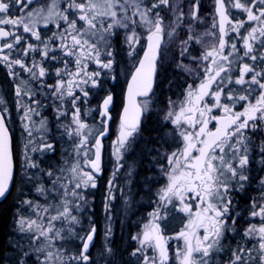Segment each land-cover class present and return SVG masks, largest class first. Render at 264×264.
I'll return each instance as SVG.
<instances>
[{"label":"snow or ice","instance_id":"1","mask_svg":"<svg viewBox=\"0 0 264 264\" xmlns=\"http://www.w3.org/2000/svg\"><path fill=\"white\" fill-rule=\"evenodd\" d=\"M34 2L0 0V40L12 38V42L0 45V62L6 65L10 76L19 75L14 66L29 74V79L20 80L15 88L18 98L28 96L31 99L29 105L19 104L18 99L19 107L24 110L22 127L27 134L22 167L29 180L34 179L29 175V169L46 175L51 180V187L45 188L41 184L35 191L41 195L55 193L57 202L42 206L32 200L21 201L32 214H19L16 219L18 231L29 234V250H25L19 241H10L7 245L18 253L16 264H27L33 255L34 264H90L88 251L96 228L93 225L80 236L72 227L80 223L73 212H79L88 203L85 190L97 186L96 175L102 171L101 137L106 134L107 127L102 122L104 130L91 143L92 129L81 120V108L77 105L82 97L89 96L91 89L100 87L101 71L112 69L111 42L113 38H120L121 30L130 48L134 49L142 38L147 46L128 84V102L114 142L117 167L113 179L119 171L121 150L138 131L141 115L148 108L147 99L140 103L136 97H149L153 92L157 58L161 56L165 36L178 53L180 62L176 67L190 74L195 71L199 80V83L194 80L188 84L179 102L170 98L167 101L163 119L173 126L179 146L159 154L162 158L157 160V166L165 183L154 193L157 208L149 213L150 219L142 230L132 237L139 246L131 255L138 257L141 264H170L167 241L176 239L183 242L174 253L176 264H210L213 255L225 250L223 241L227 233L236 231V218L231 214V194L245 189L249 181L246 173L253 137L264 134V0H214L211 29L203 32L196 28L202 22L200 0H63V3L49 0L46 5L32 7ZM13 8L20 13L18 16L9 15ZM233 10H238L244 18L234 19ZM41 25H54L56 31L44 39ZM5 26L11 28L6 30ZM18 29L39 44L28 42L20 50L19 58H11L12 50L25 39L18 34ZM145 32L146 36L142 37L141 33ZM231 34H235V38ZM209 38L211 41L206 42ZM237 38L241 47L237 46ZM57 43L62 58L50 56L54 49L49 45ZM196 46L201 50L192 56ZM34 52L41 56V61L33 58L29 65L24 57ZM129 55H132L131 51ZM49 58L60 59L64 64L63 68L55 70L54 84H46L43 80L47 75L43 61ZM184 59L196 64L199 70L184 64ZM90 63L100 70L89 72ZM69 64L73 65V70H69ZM234 73H238L235 78ZM33 82L48 89L53 100L59 102L55 109L58 120L71 111L70 122L59 125L70 138L78 139L74 145L75 159L65 168L43 170L30 155L54 151L53 143L47 140L46 119L41 118L38 124L33 119L34 115H40L36 108L41 107L34 99ZM112 99L110 94L103 98L98 109L101 117L110 119L108 112ZM225 100L228 102H223ZM65 101L70 104V109L65 107ZM240 102H243L241 110L237 111L235 108ZM0 103H3L2 99ZM214 110L220 115H213ZM7 111V108L0 111V197L5 196L13 180L12 140L4 115ZM210 124L214 127L210 128ZM34 132L41 134L39 138L34 137ZM259 152L264 163V140ZM260 183L264 185V179ZM112 187L113 180L110 179L108 200L113 199ZM169 205L187 216V223L175 237H165L159 223L164 218L160 215L161 209H167ZM105 207L107 210L108 205ZM251 209L249 215L258 217L259 223H250L244 229L245 243L231 250L226 264H264V188L258 200L253 199ZM53 210L55 214L51 215ZM56 222L65 227L57 228ZM65 232L80 240L77 252H69L63 247L67 242ZM109 234L110 229L106 236ZM253 241V247H247ZM106 251L111 253L112 250ZM9 259L0 254V264Z\"/></svg>","mask_w":264,"mask_h":264},{"label":"rangeland","instance_id":"2","mask_svg":"<svg viewBox=\"0 0 264 264\" xmlns=\"http://www.w3.org/2000/svg\"><path fill=\"white\" fill-rule=\"evenodd\" d=\"M49 2V0L41 1V5H46ZM203 2H208L210 5V10L212 11L208 17L202 18V22L196 25L198 32H203L205 30H210L212 23H213V17H214V0H202ZM37 6H40V4L37 3ZM162 15H165V13H161ZM244 16L239 13L238 10H236V18L235 19H243ZM18 34H21L24 36V40L26 42H31L34 44H39V42L35 41L34 38H31L29 34L23 33L22 29L16 30ZM244 32V31H243ZM242 32V34H243ZM142 37L146 36L145 33H141ZM235 38V34H231ZM41 36L44 39H47V37L51 36L48 34H45L44 32H41ZM23 41L17 46V50L15 52H12L11 58H19L22 55V52L20 51L22 48H24ZM117 41H119L117 43ZM168 38L165 36V42L163 44L162 50H161V58L158 64V75L159 79L157 81L158 86L160 87V81L161 78L164 77V72L167 70L170 73L172 72V68L174 70H179V68L176 67L177 63L179 61L178 53L174 50L175 45H169L168 44ZM211 38H209L210 42ZM146 40L141 39L139 44H136L134 49L130 48L124 40V32L121 30L120 32V38L117 40L115 38L112 39V51L114 56V63L111 70H102L101 71V84L100 87H98V90L96 88L91 89L89 96L87 98H81V101L78 103V107L81 108V120L87 123L91 129H92V137H90L91 143H94L95 136L99 134L100 131L103 130L102 122L104 124L105 118L99 115L97 116L95 113V106H97L96 97L99 98V103L103 101V98L109 94L114 95V91L112 87L114 85H117L121 80H124V82L127 81L132 69L135 67L142 49L145 45ZM236 43L238 47H241V42L239 39H236ZM118 46L121 49V56L117 55V49ZM49 47L51 49H54L53 52H50L51 55H55L56 57L60 58L58 56V52L61 53V50L58 47L57 44H50ZM200 47L196 46L193 48L191 55L196 56L200 52ZM132 52V55H129V52ZM242 54V53H241ZM35 59L37 61H41V56L38 53H29L27 57H24L25 62L29 65L31 64L32 59ZM60 59H57L55 61L51 60L50 58L46 61H43V66L47 69V75L43 78L44 83L46 84H54L56 82V76H55V70L57 68H60ZM184 64H188L191 68L199 70L197 68L196 64L191 63L188 59H184ZM247 62V61H246ZM92 63H90L91 65ZM192 65H194L192 67ZM5 68L7 69L6 65L4 64ZM90 69V68H89ZM171 69V70H170ZM69 70H73V65L69 64ZM98 70H100L98 68ZM14 71H16L19 75L16 77H11V79H4V87L2 88L0 86V99L3 100V103H0V105L4 108H7V116L9 117V122L11 129L14 130L16 135V140L18 144V151H19V162H20V173L24 179L27 180V184H31V193L30 197L23 198L22 200H32L34 203L40 204L42 206L45 205H54L56 204L57 200L55 199V193H46L45 195H41L35 191V188L38 185H43L45 188L51 187V180L42 173L38 172L36 169H29L28 173L30 176H33V180H29L24 176L25 169L22 167L23 164V150H24V144L27 140V134L23 130V121L21 120V117L24 114V110L19 107V104L23 105H29L31 103V99L28 96H23L21 98H18L15 94V88L16 85L20 82V80H28L29 74L26 72L21 71L19 66H14ZM90 72V70H88ZM184 71V70H183ZM187 74V72H184ZM192 76L196 75V72L194 71L191 73ZM238 75V73H234L233 78ZM194 80H196L197 83H199V80L196 77H191ZM104 82V83H102ZM238 87V86H237ZM33 91L36 93L34 99L36 101H39L41 107H37L36 111L40 113L39 116H33V119L37 122L41 118L46 119L47 121V140L50 143H53L54 145V151L44 153L41 155L39 152L37 153H30V155L40 164V168L43 170H53L59 168H65L68 165H70L74 159V145L78 142V139L76 137H69L67 134H65L64 129L61 128L59 125L61 124H68L71 119V111H69L68 115L57 119L55 109L59 107V102L54 101L50 94H48V89L46 88H40L39 84H36L33 82L32 85ZM94 90V93H93ZM77 94L80 95L79 91L77 90ZM240 94V93H237ZM157 93L153 94L152 97L147 98L149 101L148 108L146 110V115L150 112H157L158 110L162 112V116L164 117V114L167 110V101L170 99L179 102L182 100V97H167L166 98V105L157 107ZM19 99V104H18ZM146 100V99H144ZM142 100V103L143 101ZM95 101V102H94ZM227 103L228 101H223ZM243 102H240L236 105L235 110L239 111L241 110L240 104ZM94 104V105H93ZM65 107L70 109V104L65 101ZM215 115H220V112L216 110ZM164 124H167V132L168 135H171V139L168 141L169 144L163 143L164 152H171L175 150L179 146V138L178 136L173 134V126L166 123L164 119L162 120ZM114 135L111 137L110 134L108 135L106 141H105V148L103 152V162L101 163L102 171L101 173L96 175V187L95 188H88L85 190L84 194L87 197L88 203L86 205H83L79 212L74 211L73 215H77L80 219V223L73 225V229L76 233H78L80 236L85 235L86 231L91 227L95 226L97 229V226L95 225V219L96 216L95 208L93 206V203L95 201H98L99 199L102 201L103 206V213H104V221L101 231V241L103 243V246L100 248H95L93 250V245L89 248L88 255L90 257V264L93 263L94 260L99 261V258L101 257V253L104 255H112L113 249H112V239L114 237L115 228L117 225L122 226L121 223L127 222L128 226L130 227L131 231H134L132 233V236L137 235L139 233L138 231L142 230L143 225L148 222L150 219L149 213L153 212L154 209L157 208L156 203V196L152 191L150 190V187L152 186H146V183L149 182L150 185L155 183V178L150 177L149 175L152 172H156L159 174V187H161L165 180L161 177V174L159 173V170L157 169V166L154 164L152 168L156 169V171L150 169L149 167V161H146L144 158V155L141 156L139 152L137 151L138 145L146 143V140L141 139V131L138 130L136 133L133 134L132 137L129 138L128 142L126 143L125 147L121 150V158L119 160V171L116 172L115 178L113 179V172L115 168L117 167V160L114 155L115 151V145L114 142L117 140V137L119 135V125L117 124L115 127ZM41 134L39 132H34V137L39 138ZM154 145V144H152ZM170 149V151H169ZM154 150V146L151 147V149L147 150V157H152V151ZM251 153V152H250ZM54 155H56L54 157ZM52 156V157H51ZM67 161V164L65 163ZM109 163V169L107 170L106 163ZM87 170V169H85ZM105 170H107L108 174L106 176L105 181V189L102 191L103 196H100V183L102 181L103 175ZM57 175L59 173H56ZM113 180V187L111 190V195L113 199L108 200L109 197V180ZM153 182H150L152 181ZM101 197V198H100ZM247 202L250 203L252 200V195H248ZM21 200V201H22ZM233 201V200H232ZM106 204L108 205V209L106 210ZM248 216L246 217V221H237L236 224H240L241 229H238L236 226L235 232H228L227 234H243V231L250 223H253V217L249 215L251 209V204L249 207ZM19 210V212H18ZM16 213V219H18L19 214H23L24 216H30L32 214V210L28 209L26 205H21L18 208ZM150 211V212H149ZM51 215L55 214V211L53 210ZM160 215L164 217L162 220L159 221L161 230L163 232V235L165 237H175V235L184 227V225L187 223V216L185 213L178 211V208H174L171 205L167 207V209H161ZM119 219V222L117 220ZM142 220L141 222H138ZM242 223V224H241ZM229 224L231 225V222L229 221ZM15 230L22 234L26 240L28 239L29 234L21 233L18 231V226L16 224ZM56 227L61 228L65 227L64 224L61 222H56ZM132 228V229H131ZM110 229V234L106 236V232H108ZM136 232V234H134ZM66 236V243L63 244V247L66 248L69 252H77L80 248V240L75 236H70L67 232H65ZM176 241V239H169L167 242H173ZM134 242V248L138 247V241L133 240ZM178 241V240H177ZM183 243V242H182ZM24 246L27 247V250H29V243L27 241L22 243ZM39 246V245H35ZM106 249H111V253H108ZM135 249H133L132 253ZM35 261V255H33L32 259L27 261V264H34Z\"/></svg>","mask_w":264,"mask_h":264},{"label":"trees","instance_id":"3","mask_svg":"<svg viewBox=\"0 0 264 264\" xmlns=\"http://www.w3.org/2000/svg\"><path fill=\"white\" fill-rule=\"evenodd\" d=\"M119 41H117L118 43ZM117 55L121 56V49L118 46ZM194 64V63H193ZM194 65H192L193 67ZM171 70V69H170ZM172 72L165 71L163 82H161L160 87L157 85L155 89V93H158L157 99L159 97V101L161 100L162 104H159V108L161 106L166 105V98L165 95L161 94L162 91L165 92L167 89H172L175 86V81L178 80H185L188 77H196V75L192 76V74L188 73L185 74L182 69L180 71L174 70L172 68ZM159 77V76H158ZM193 79V78H191ZM104 83V82H102ZM125 87L124 80H121L117 85L112 87L114 91V103L113 108L110 111L111 113V120H110V132L113 133L114 129L113 126L115 123L119 122L120 119V111L123 104V91ZM177 88V87H176ZM173 90H171L172 92ZM163 116L161 110L157 112H150L145 117V122L141 128V139L146 140V143L138 145V152L141 156L144 155V158L147 156V150L151 149L152 146L157 147L159 146V140H163V143L169 144V140L172 138L171 135H168L167 126H163ZM12 138H13V154L15 160V176L12 188L6 198L0 202V254L7 255L10 257L8 261H5V264H16L18 259V253L15 252L13 248L7 247L9 242L15 243L19 241L21 244L25 241L29 243V240L23 238L24 236L18 233L15 230L16 226V213L18 208L20 207V202L23 198L30 197L31 193V184H27V180L24 179L20 173V162H19V151H18V144L16 140V135L13 129H10ZM111 134L109 137H111ZM154 144V145H152ZM56 155H54L55 157ZM52 157V156H51ZM107 170L109 169V163H106ZM107 170H105L102 181L100 183L101 191L100 196H103L102 191L105 189V179L108 174ZM100 197V198H101ZM95 208L94 215L96 216L95 225L97 226L95 240L93 243V250L95 248H101L103 243L101 241L102 235V226L104 221V213H103V206L102 201L99 199L93 203ZM119 221V219L117 218ZM120 222V221H119ZM121 223V222H120ZM122 226L117 225L115 228V234L112 239V255H104L101 253V257L99 261L94 260L92 264H139L140 260L136 256H132V251L134 249V242L132 241V233L133 231L130 230L128 223L125 222L121 223ZM132 229V228H131ZM25 250L27 247L24 246Z\"/></svg>","mask_w":264,"mask_h":264},{"label":"flooded vegetation","instance_id":"4","mask_svg":"<svg viewBox=\"0 0 264 264\" xmlns=\"http://www.w3.org/2000/svg\"><path fill=\"white\" fill-rule=\"evenodd\" d=\"M41 1H44V0H35V2L32 5V7H37V3L41 5ZM61 3H63V0H61ZM211 12L212 11L210 10L209 3L208 2H203L202 3V0H200V16H201V18L208 17ZM19 14L20 13L18 11H16L15 8H13L12 11L9 13V15L13 16V17L18 16ZM232 15H233V18L235 19L236 18V10L232 11ZM5 27H6V30L11 28V26H5ZM40 30H41V32H44L45 34L51 35L53 31H56V28H55L54 25H49L48 27H44L43 25H41L40 26ZM243 31L244 30L242 29L241 32H243ZM5 42H12V38L9 37V38H6V40H0V45H2ZM164 42H165V39H164ZM164 42L162 43V47H163ZM23 43H24V46H26V44L28 42H26V40H25V41H23ZM17 46H16V48H17ZM162 47H161V50H162ZM16 48L13 49L12 52H15L17 50ZM143 49H144V47H143ZM143 49H142V52H143ZM4 51H5V53L8 52L7 49H5ZM142 52H141V54H142ZM58 56L60 58H62V52L61 53L58 52ZM140 57H141V55H140ZM160 58H161V56H159L158 61H157V71H156V78H155V85H154V88H153V92L149 95V97H144V98L139 99L140 103H142V100L150 98V97L153 96V94H155V89L157 88V85H158L157 84V81L159 79L158 76L160 75V74L158 75V70H159L158 64H159ZM67 59H71V58H67ZM59 61H60L59 63H60V66H61L60 68H63L64 64L61 62V60H59ZM183 63H185V61H183ZM88 70H90V72L98 71V66H96L94 63H92L91 65L89 64ZM11 77L12 76H10L8 74V69H6L4 64L2 62H0V86L4 87V79L5 80L11 79ZM193 81H194V79H191L190 77L185 78V80L175 81V86L177 88L174 87L172 89L165 90V92L162 91L163 93L161 94V96L165 95L166 98L167 97H182V99H183L184 90L187 88L188 84H192ZM126 82H125V86H126ZM161 82H163V78H161L160 84H161ZM195 82H196V80H195ZM96 89L98 90V88H96ZM171 90H173V91L171 92ZM124 91H125V87H124ZM124 91H123V103H124ZM93 93H94V90H93ZM110 95H112V94H110ZM157 96H158V93H157ZM157 96H156V98H157ZM112 97H113V101H112V107H111L110 111L113 108L114 95H112ZM95 100L97 102V106H95V113L98 116L99 115V110L98 109H99V106H100L101 103H99V101H98L99 98L98 97H96ZM157 101H158V103H157V107H158L159 104H162V103H161V100L159 101V97H158ZM122 107H123V104H122ZM3 109H4V107H2L0 105V110L2 111ZM121 110H122V108H121ZM120 113H121V111H120ZM215 114H216V110L213 111V115H215ZM4 115L6 116V124L8 125L9 129H11L10 122H9V117L7 116L6 113H4ZM146 116L147 115H146V111H145V112H143V118H142V121H141V125H140V127L138 129L140 131H141V128H142V126H143V124L145 122V117ZM117 124L120 126V119H119L118 123L114 124V126H113L114 131H113L112 134L110 132V127H109L108 135L109 134H111V136L114 135V132H115V128L114 127ZM166 125L167 124H163V126H166ZM109 126H110V122H109ZM209 127L213 128L214 125L210 124ZM107 137L103 140V149L101 151V154H102L101 163L103 162V152H104L105 141H106ZM262 140H264V134H259L258 133L256 136L253 137V144L251 145V148L253 150L250 153V164L248 166V171L246 173V174L249 175V181L247 182V184L245 186V189L243 191L233 192L231 194L232 195V200H233V211H232L231 214H232L233 217L236 218V222L237 221L238 222L239 221L242 222L243 220L246 221V217L248 216L247 212L249 211V209L247 207H249L250 204H252V201H250V203L247 202L248 195L249 196L252 195V200L253 199H257L258 200V198L260 196L261 189L264 188V185H261V183H260L261 180L264 179V163L261 162V155H260V152H259V147H260V143H261ZM163 150H164L163 140H159V146L154 147V150L152 151V154H153L152 157L151 158H149V157L145 158L146 161H149V167H151L150 169L156 171V169L152 168L153 167L152 164H154V166L155 165L157 166V160L162 158V156L159 155V154H163L164 153ZM169 151H170V149H169ZM157 169L159 170L158 166H157ZM159 173H160V171H159ZM149 176L155 178V183L150 185L149 182H147L146 186H152V187H150V190L152 191V193H154V192H156V190L159 188V185H160L159 184V174L156 173V172H152ZM150 182H153V179ZM141 221L142 220H140L138 222H141ZM253 223H257L258 224L259 223V218L258 217L257 218H253ZM235 226L238 229H241L240 224H236ZM138 232H140V231H138ZM134 234H136V232ZM244 243H245V240L243 238V234H230V235L227 234L226 239L223 241V245H224L225 250L223 252H221V253H217V254L213 255L211 260H210V264H226V262L229 260V258L231 256V250L234 249L235 247H237L238 244H244ZM253 243H255V242L253 241L251 243H248L247 247H249V248L253 247ZM167 244H168V247H169V253H170V257H171L170 264H176L174 253H175V250H176V248L178 246H182V241H177V240L175 241L174 240L171 243L167 242ZM134 249H136V247ZM148 254L151 255L152 252L149 250ZM255 255H256V253L253 252V256H255ZM139 264H141V261L139 262Z\"/></svg>","mask_w":264,"mask_h":264},{"label":"water","instance_id":"5","mask_svg":"<svg viewBox=\"0 0 264 264\" xmlns=\"http://www.w3.org/2000/svg\"><path fill=\"white\" fill-rule=\"evenodd\" d=\"M146 46H147V42L145 43L144 49H146ZM144 49H143V52H142L141 57L139 58V60H140L141 58H143ZM158 58H159V56H158ZM158 58H157V61H158ZM139 60H138V62H139ZM138 62H137V64H136V66L134 67V69L132 70V72H131V74H130V76H129L127 82H126L125 91H124V103H123V107H122V110H121V113H120V120H121V117H122V115H123V111H124L125 104L128 102V84L131 82V77H132V74L135 72L136 67L139 66V63H138ZM156 71H157V69H156ZM155 78H156V76H155ZM154 85H155V82H154ZM153 88H154V87H153ZM150 94H151V93H150ZM150 94H149V95H150ZM141 98H144V97H142V96H138V97H136V99H137L138 102H139V99H141ZM112 101H113V99H112ZM101 104H102V101H101ZM101 104H100V105H101ZM111 107H112V103L109 105V112H108V115H109L110 119H111V113H110V109H111ZM0 111H1V110H0ZM142 118H143V114L141 115V118H140V125H141ZM110 119L105 118V121H104V125H106V127H107V132H106V134H105L103 137H101L102 149H103V140L108 136ZM139 127H140V126H139ZM8 129H9V128H8ZM103 130H104V128H103ZM103 130H102V131H103ZM9 134H10V136H11L10 131H9ZM11 140H12V136H11ZM12 149H13V141H12ZM101 160H102V154H101ZM13 161H14V167H13V180H12V182L10 183L9 188H8V191L6 192L5 196L0 197V202H2V201L6 198V196H7L8 193L10 192V190H11V188H12V185H13L14 176H15V160H14V154H13ZM94 240H95V236H94ZM94 240H93V243H94ZM93 243H92V245H93ZM92 245H90V247H91Z\"/></svg>","mask_w":264,"mask_h":264}]
</instances>
